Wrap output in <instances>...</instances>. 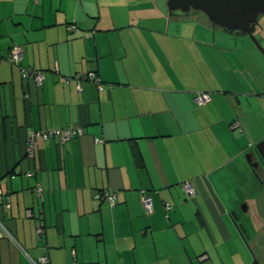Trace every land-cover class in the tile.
Wrapping results in <instances>:
<instances>
[{
    "label": "crops",
    "instance_id": "0c3cea01",
    "mask_svg": "<svg viewBox=\"0 0 264 264\" xmlns=\"http://www.w3.org/2000/svg\"><path fill=\"white\" fill-rule=\"evenodd\" d=\"M166 3L0 0V220L14 238L0 236V264H254L264 174L245 156L264 141V54ZM14 44L43 70L40 86L6 60ZM88 71L104 88L76 87ZM199 91L208 103L194 102ZM77 125L78 137H36L26 155L30 131ZM104 189L113 205L95 197Z\"/></svg>",
    "mask_w": 264,
    "mask_h": 264
},
{
    "label": "built area",
    "instance_id": "2783aa9c",
    "mask_svg": "<svg viewBox=\"0 0 264 264\" xmlns=\"http://www.w3.org/2000/svg\"><path fill=\"white\" fill-rule=\"evenodd\" d=\"M74 25H70L68 26V29H70V31L74 30ZM6 60L12 64V65H16L18 66L19 70H20V74L21 77L25 80L27 79H31L34 81V83L37 86H40L41 83L43 82L44 78V72L41 69H35L34 67L31 66H24L22 64V56H23V50L20 46L18 45H13L9 48V52L6 55ZM76 79H77V83H76V87L80 88V82L82 80H89L90 82H92L96 88H98L99 90L104 88L103 83L100 81V78L98 76L95 75V73L93 71H88L87 73L83 74V75H75ZM195 98H194V102L197 103L198 105H204L206 103H208V101L211 99V95L209 94V92H202L199 91L195 94ZM239 127L238 121H234L231 124V128H237ZM83 132V127H81L80 125L77 126H65V128H54V129H42L41 131H30L29 135H28V139H27V143H26V155L31 157L33 155V151H34V147L36 144V137H40V138H44V139H49L50 137H58L62 142H66L68 140H71L72 138H76L78 137V135H81ZM101 141V140H99ZM34 192L37 196V198L43 199L42 195H43V189L39 184L34 185ZM184 187V191L187 194H192L194 193V190L191 186V184L189 182L185 183L183 185ZM141 196H140V201H141V205L143 206V210H144V214L145 215H150L153 213L154 210V205L152 202V196L151 193L145 191V190H141ZM95 197L97 199H108V201L110 202L111 205L114 204L115 201V194L111 193L109 190L104 189L101 190L99 192H97L95 194ZM5 195L3 194V192L0 189V203H2L3 201H5ZM5 199V200H4ZM164 207L165 210H168L170 208V204H168L167 202L164 203ZM27 215L28 216H32V212L31 210L27 211ZM37 224L35 226V234L40 237L43 233H44V227L41 224V221L43 220V211L38 209L37 215ZM39 222V223H38ZM5 235L7 236L9 239H12L14 241V238L12 235H10V233L7 231V229L5 228L4 224L2 223V221L0 220V236ZM33 264H50L49 261V257L46 256V254L39 256V258L36 261H33Z\"/></svg>",
    "mask_w": 264,
    "mask_h": 264
},
{
    "label": "water",
    "instance_id": "95a60500",
    "mask_svg": "<svg viewBox=\"0 0 264 264\" xmlns=\"http://www.w3.org/2000/svg\"><path fill=\"white\" fill-rule=\"evenodd\" d=\"M167 10L189 12L196 10L206 15L208 21L226 30L242 32L251 37L252 41L264 54V48L259 45L252 33V27L257 19L264 14V0H166ZM257 158V163L264 166V141H260L245 157ZM235 220L237 216L234 217ZM242 232L245 230L239 224Z\"/></svg>",
    "mask_w": 264,
    "mask_h": 264
},
{
    "label": "rangeland",
    "instance_id": "374dc122",
    "mask_svg": "<svg viewBox=\"0 0 264 264\" xmlns=\"http://www.w3.org/2000/svg\"><path fill=\"white\" fill-rule=\"evenodd\" d=\"M174 12L180 14L179 11H174ZM188 13L191 14L190 16H192V14H193V15H201L202 17H204V16L206 17L205 14H203L202 12L196 11V10H190ZM257 21L258 22L254 25L255 29H254V31H252V33L254 34L255 38L257 39L259 45H261L262 48H264V14H261L258 17ZM249 38L251 39L250 36H249ZM251 41H252V39H251ZM258 50H259V48H258ZM242 204H244V203L239 204V208L237 210H238V213H241L242 215H244L243 212H244L245 207ZM248 208L249 209L246 212L247 213L246 215L250 214V217L253 219L255 216L254 210H253L254 205L249 204ZM249 231L248 232L250 233L249 234L250 236H249L248 240H250L252 248H254V250H255V253L257 251V255H256L257 259L255 258L256 261L254 260V264H264V235H261V237L258 239V243H257V239H255V238H257V236H256L257 234H255L254 231H251V230H249Z\"/></svg>",
    "mask_w": 264,
    "mask_h": 264
},
{
    "label": "flooded vegetation",
    "instance_id": "af4514ba",
    "mask_svg": "<svg viewBox=\"0 0 264 264\" xmlns=\"http://www.w3.org/2000/svg\"><path fill=\"white\" fill-rule=\"evenodd\" d=\"M250 164L252 165V169L255 172V174H259L260 177H262L261 175L264 174V166H262L261 164L257 163V158H255V156L252 155V157L250 158Z\"/></svg>",
    "mask_w": 264,
    "mask_h": 264
},
{
    "label": "trees",
    "instance_id": "16d2710c",
    "mask_svg": "<svg viewBox=\"0 0 264 264\" xmlns=\"http://www.w3.org/2000/svg\"><path fill=\"white\" fill-rule=\"evenodd\" d=\"M212 25L215 26L213 23H212ZM216 26H217V25H216ZM216 26H215V27H216ZM253 27H254V26H253ZM253 27H252V28H253ZM222 29H224V28H222ZM224 30H226V29H224ZM226 31H228V30H226ZM229 31H231V30H229ZM229 31H228V32H229ZM232 32H237V31H232ZM238 33H240V32H238Z\"/></svg>",
    "mask_w": 264,
    "mask_h": 264
}]
</instances>
